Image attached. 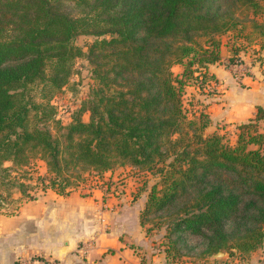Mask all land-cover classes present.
Segmentation results:
<instances>
[{
  "label": "trees",
  "instance_id": "1",
  "mask_svg": "<svg viewBox=\"0 0 264 264\" xmlns=\"http://www.w3.org/2000/svg\"><path fill=\"white\" fill-rule=\"evenodd\" d=\"M233 28H247L264 56V0H0V165L40 159L39 177L59 193L85 171L156 167L161 186L143 209L164 223L168 257L254 249L264 242V112L238 123L229 143L207 131L205 111L185 115L183 80L171 70L187 58L183 74L196 63L203 87L201 69L219 59L216 36ZM81 34L92 35L86 50ZM80 56L89 90L63 123L31 91L50 99Z\"/></svg>",
  "mask_w": 264,
  "mask_h": 264
},
{
  "label": "crops",
  "instance_id": "2",
  "mask_svg": "<svg viewBox=\"0 0 264 264\" xmlns=\"http://www.w3.org/2000/svg\"><path fill=\"white\" fill-rule=\"evenodd\" d=\"M252 44L263 59L257 62L262 68L263 48ZM204 69L215 78L217 90L192 88L199 110L210 118L209 131L254 119L258 107L264 112V71L240 76L243 87L220 58ZM258 121L264 134V115ZM115 192L103 196L100 189L85 195L52 189L24 201L11 214L0 211V264H18L19 257L31 254L60 258L66 264H173L166 246L141 222L143 194L132 201L125 192Z\"/></svg>",
  "mask_w": 264,
  "mask_h": 264
},
{
  "label": "rangeland",
  "instance_id": "3",
  "mask_svg": "<svg viewBox=\"0 0 264 264\" xmlns=\"http://www.w3.org/2000/svg\"><path fill=\"white\" fill-rule=\"evenodd\" d=\"M263 17V15H262ZM233 28L222 34L217 35L220 40L218 46L219 58L222 59L223 65L229 68L234 81L238 82L237 85L246 86L239 80V77L243 74L254 75L257 71L261 70L263 73L264 66H258L259 57L255 51L253 44L255 41L248 43L244 33L246 30H236ZM255 34V31H252ZM92 39V35L81 34L77 37L76 41L79 45L86 50V44ZM204 45H210L207 41H204V37L198 38ZM234 49H236L234 51ZM187 58L183 60V63H173L171 70L175 77H179L183 80L182 86V102L183 111L187 117H191L193 111H198L201 107L199 105V98H196L194 92L199 86L202 76H200L199 66L193 63L191 66L192 71L188 74H183L184 68L187 65ZM260 65V64H259ZM264 65V64H263ZM254 66V67H253ZM202 72L206 71L204 68ZM200 76V77H199ZM207 80H204V85L211 91L217 90L213 85L215 78L210 74L206 75ZM196 77V78H195ZM198 80V82H197ZM206 81V82H205ZM91 82L89 73V63L84 56L75 58L72 72L69 76L67 84L53 96L48 99L49 96H41V88L36 87L31 91L33 97L39 100H50L55 106V117L59 118L63 123H67L71 120L73 113L78 109L81 100L86 97L89 90V83ZM209 85V86H207ZM194 87V88H192ZM202 87V86H199ZM198 91V90H196ZM196 98V99H195ZM84 120L88 119V112L82 113ZM228 124L225 122V125ZM238 124V123H237ZM236 124V125H237ZM256 124V123H255ZM257 128L261 131V122L257 121ZM210 128L207 129L209 131ZM218 133H223V140L234 143L236 140L237 127L219 129ZM264 147V141H263ZM31 158L29 163L24 165H12L9 160H3L0 165V211L3 213L11 214L15 212L18 207L26 200L42 195L47 190H55L50 185L48 179H41L40 175H45L46 166L40 159L34 160ZM170 157L166 158L168 161ZM159 165H162L160 162ZM95 171H85L82 178H75V185L71 190H76L80 194H88L94 190H99L102 195H106L109 192L119 191V193L125 192L128 200H136L143 194V200L146 202L147 194L151 190V186H156V191L161 186L160 183V170L156 167L153 169L141 170L131 165H118L112 170H107L97 175ZM58 187L57 185H54ZM70 191V190H69ZM116 193V192H115ZM65 194V193H62ZM145 205V204H144ZM139 217L144 219L146 228L156 233V237L161 240L160 244L166 245L167 238L165 237V225L160 222L159 225L154 224V217L146 214L144 209L139 212ZM158 220V218H157ZM223 253L216 255V252L203 253L197 247L188 252H184L181 255H172L171 263L173 264H264V242L260 243L257 247L250 251H240L237 248H227L220 250Z\"/></svg>",
  "mask_w": 264,
  "mask_h": 264
},
{
  "label": "built area",
  "instance_id": "4",
  "mask_svg": "<svg viewBox=\"0 0 264 264\" xmlns=\"http://www.w3.org/2000/svg\"><path fill=\"white\" fill-rule=\"evenodd\" d=\"M17 261L18 264H66L63 259L39 254L21 256L17 259Z\"/></svg>",
  "mask_w": 264,
  "mask_h": 264
},
{
  "label": "water",
  "instance_id": "5",
  "mask_svg": "<svg viewBox=\"0 0 264 264\" xmlns=\"http://www.w3.org/2000/svg\"><path fill=\"white\" fill-rule=\"evenodd\" d=\"M220 253H223V252L219 250V251H217L215 254L218 255V254H220Z\"/></svg>",
  "mask_w": 264,
  "mask_h": 264
}]
</instances>
